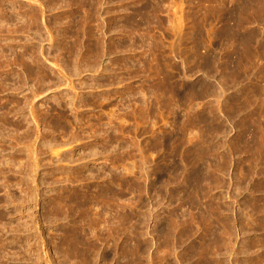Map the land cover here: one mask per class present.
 I'll return each instance as SVG.
<instances>
[{"label":"rangeland","instance_id":"rangeland-1","mask_svg":"<svg viewBox=\"0 0 264 264\" xmlns=\"http://www.w3.org/2000/svg\"><path fill=\"white\" fill-rule=\"evenodd\" d=\"M0 264H264V0H0Z\"/></svg>","mask_w":264,"mask_h":264}]
</instances>
